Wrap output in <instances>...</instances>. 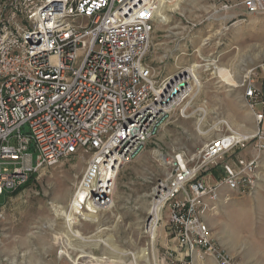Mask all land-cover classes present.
I'll return each mask as SVG.
<instances>
[{
  "label": "built area",
  "instance_id": "1",
  "mask_svg": "<svg viewBox=\"0 0 264 264\" xmlns=\"http://www.w3.org/2000/svg\"><path fill=\"white\" fill-rule=\"evenodd\" d=\"M168 1L0 0V220L6 212L4 195L25 187L41 168L87 154L69 209L78 224L95 223L91 215L115 206L121 167L142 154L175 110L186 116L198 89L192 65L162 74L147 61L159 9ZM223 1L205 20H180L183 28L164 58L190 55L182 44L222 10L241 7L248 16H264V0ZM256 96L249 81L247 105L260 124L264 113L255 111ZM228 128L196 152L178 153L169 179L154 189L144 233L155 247L158 229L165 225L170 240L165 264H196V257L247 264L215 240L207 216L225 190L256 192L264 128L243 135ZM249 149L233 162L225 160ZM218 166L221 173L210 176ZM97 258L86 257L83 264L116 263Z\"/></svg>",
  "mask_w": 264,
  "mask_h": 264
},
{
  "label": "rangeland",
  "instance_id": "2",
  "mask_svg": "<svg viewBox=\"0 0 264 264\" xmlns=\"http://www.w3.org/2000/svg\"><path fill=\"white\" fill-rule=\"evenodd\" d=\"M238 1L230 0V3ZM223 3V0H184L181 8L170 13L172 17L168 25L156 27L147 61L162 74L175 72L177 65L201 64L197 71L203 86L189 103L186 116L175 110L142 154L134 162L121 167L115 206L100 215L98 222L75 225L74 229L84 236L111 239L118 252H112L104 244L95 245L66 235V219L57 216L56 207L59 205L69 209L89 159L87 154H77L54 166L41 168L27 186L3 196L6 212L0 220V264H72L77 259L79 264H83L87 256L80 257L83 254L81 249H85V253L91 252L94 257L109 255L122 259L124 263L131 262V254L142 248H148L153 253L151 239L144 233V224L155 187L160 180H168L172 173L173 158L181 151L196 152L211 138L225 134L228 127L232 126L239 133L246 132L248 113H251L245 97L249 81H253L257 88L256 110L264 112V17L258 16L237 24H232L235 19L228 21L212 17L190 34L189 43L182 44V49L190 55H181L176 61L164 58L174 49V37L183 28L180 27V20H184L182 23L185 20H205L214 8ZM232 12L240 14L242 8L234 7ZM199 47L202 49L195 51ZM161 60L166 63L162 64ZM219 68L229 69L238 85L231 86L222 81ZM200 108H205L206 114H202ZM201 117L202 132L197 128ZM230 117L238 123L237 126L232 124ZM252 122L249 126L255 131L264 128V121L260 124L256 122L254 127L253 115ZM156 151L162 153L164 159L157 156ZM243 153L239 150L232 156H226L225 160L233 162L238 154ZM219 167L214 169L218 171ZM258 176L257 190L252 195L229 190L221 194L220 204L225 208L221 215L213 218L216 224L210 226L215 240L247 264H264V156ZM165 218L168 219V209ZM99 229L103 230L99 232ZM163 229L165 225L158 229L155 255L152 257L150 254V264H165ZM60 252H65L67 256ZM141 263L146 264L143 260ZM198 264L215 262L203 260Z\"/></svg>",
  "mask_w": 264,
  "mask_h": 264
},
{
  "label": "bare ground",
  "instance_id": "3",
  "mask_svg": "<svg viewBox=\"0 0 264 264\" xmlns=\"http://www.w3.org/2000/svg\"><path fill=\"white\" fill-rule=\"evenodd\" d=\"M184 0H171V1H168V3L166 4H163L162 7H160L159 9V12H158V16H157V23L158 25H168L171 21V15L170 13L172 11H175L179 8H181V3H183ZM168 16V18H167ZM167 18V19H166ZM202 47V45H201ZM201 47L197 48V50L195 51H198L200 49H202ZM200 56V55H199ZM199 64L194 62L192 63V72L190 73L191 74V77L195 83L196 86H198V89L197 91L193 94V97L194 98L196 95H197V92L199 91V89L201 88L202 85V82H201V79L199 77V73H198V68H199ZM222 68V67H221ZM220 69V68H219ZM219 75L222 79V81H224L226 84L228 85H231V86H234V85H238L237 84V81L233 78L232 74L229 72V69H220L219 71ZM204 107V106H203ZM208 109V108H207ZM200 111L202 114H206V109L205 108H200ZM208 114V113H207ZM201 116V115H200ZM222 121V120H221ZM203 122V117H201L198 121V129L201 131V123ZM226 123V122H224ZM228 126H230L228 123H226ZM223 125V124H222ZM216 128V126L214 127ZM219 128V127H218ZM232 128V126H231ZM247 129V128H246ZM202 132V131H201ZM255 131H253L252 129H247L246 132L244 133H240L241 135L243 134H253ZM157 156H159L161 159H164L162 153H160L159 151H156L155 153ZM58 200V199H57ZM71 204V203H70ZM58 206V205H57ZM56 207V206H55ZM57 208V216H62V217H65V219L68 220L67 223V231L68 233L66 235H72V237H76V239H79V240H83V241H86V242H91V243H94L95 245L97 244H104L106 245L112 252H118V249H117V246L114 244V242L111 240V239H97V238H94V235L92 236H84L83 233H81V231L79 230H75V225L78 224V219L77 217L75 216V213L73 211H71L70 209H65L62 205H59ZM94 222H96L98 219H99V216L97 215H91L90 216ZM77 228V227H76ZM103 228V227H102ZM103 229H99V232H101ZM155 237V231H153V236L152 238ZM70 238V237H69ZM74 244V243H73ZM152 250H153V253L151 254L150 252L152 251H149L148 248H142L140 250H138L137 252H135L134 254L132 253V261L128 262V263H124V261H122V259H117V258H113L109 255H103V257H98L97 259H110L111 261L113 262H116V263H121V264H142L141 263V260L145 261L146 264L149 263V260H150V254L151 256L152 255H155V247H154V242H152ZM72 247V246H71ZM75 249V247H74ZM82 250V256H87V257H91V258H96V257H93L91 252H86L85 253V249H81ZM109 251V250H108ZM110 253V252H109ZM124 254H127V252H123ZM122 254V253H121ZM111 255V254H110ZM116 256V255H115ZM153 257V256H152ZM155 257V256H154ZM150 264V263H149Z\"/></svg>",
  "mask_w": 264,
  "mask_h": 264
},
{
  "label": "crops",
  "instance_id": "4",
  "mask_svg": "<svg viewBox=\"0 0 264 264\" xmlns=\"http://www.w3.org/2000/svg\"><path fill=\"white\" fill-rule=\"evenodd\" d=\"M223 11H226L224 14H222L221 12H223ZM227 12H230V13H227ZM221 13V14H220ZM239 16H241L242 18H247V22H248V20H250L251 18H255V17H258V16H248L246 13H245V10L242 8V12L240 13V14H235V13H233L232 12V10H222V11H220V12H218L215 16H213L214 18H217V17H220V19L222 18V19H227L228 21L229 20H233V19H240L241 17H239ZM259 17H264V16H260L259 15ZM221 19V20H222ZM244 22V21H243ZM239 23V22H238ZM237 24V23H236ZM166 54H169V52L168 53H166ZM169 59H172V58H169ZM163 60H161V63L162 64H164V63H166L165 61L164 62H162ZM249 108V107H248ZM249 110H250V114L248 113V117H249V119H248V124L249 125H251V122H252V115H253V120H254V127L256 128V118H255V114H254V112L249 108ZM255 111H257L256 110V107H255ZM257 112H262V111H257ZM264 113V112H263ZM232 119H234V118H232V117H230V120H231V122H232V124L233 125H235V126H237V124L238 123H236L234 120H232ZM253 123V122H252ZM248 125V129H252L253 131H255V129H253V128H250V126ZM241 152H244L243 154H250L251 153V150L249 149V150H245V151H241ZM216 171L217 170H215V169H213L212 171H211V173H210V176H217V175H215V174H220L221 173V170H218L217 171V173H216ZM225 192V191H224ZM223 192V193H224ZM221 201H219L217 204H216V207L213 209V210H211L210 211V213L208 214V216H207V221H208V223H209V225L210 226H214L215 224H216V222L217 221H215L213 218L215 217H218L219 215H221V211L225 208L224 206H221ZM164 232H162V235H163V238H162V241H164V243H165V246L167 247V246H169L170 245V240H169V232L167 231V228L166 229H164L163 230ZM226 249V248H225ZM227 250V249H226ZM228 251V250H227ZM196 259V264H198V262L199 263H201V261L196 257L195 258ZM206 262L208 261V260H213L214 262H215V264H217V262L214 260V258H212V257H207L206 259Z\"/></svg>",
  "mask_w": 264,
  "mask_h": 264
},
{
  "label": "water",
  "instance_id": "5",
  "mask_svg": "<svg viewBox=\"0 0 264 264\" xmlns=\"http://www.w3.org/2000/svg\"><path fill=\"white\" fill-rule=\"evenodd\" d=\"M151 218H152V215L150 213L147 214V216H146V223H149V221L151 220Z\"/></svg>",
  "mask_w": 264,
  "mask_h": 264
},
{
  "label": "trees",
  "instance_id": "6",
  "mask_svg": "<svg viewBox=\"0 0 264 264\" xmlns=\"http://www.w3.org/2000/svg\"><path fill=\"white\" fill-rule=\"evenodd\" d=\"M27 186V185H26ZM21 189V188H20ZM18 191V190H17ZM17 191H15V192H17Z\"/></svg>",
  "mask_w": 264,
  "mask_h": 264
}]
</instances>
